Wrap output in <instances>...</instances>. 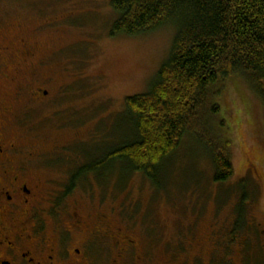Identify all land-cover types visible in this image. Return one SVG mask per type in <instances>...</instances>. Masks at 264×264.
I'll list each match as a JSON object with an SVG mask.
<instances>
[{"label": "rangeland", "instance_id": "obj_1", "mask_svg": "<svg viewBox=\"0 0 264 264\" xmlns=\"http://www.w3.org/2000/svg\"><path fill=\"white\" fill-rule=\"evenodd\" d=\"M111 3L0 0L1 35L15 42L22 37L34 41L27 67H34L40 82L52 78V93L56 99L59 95L58 104H40L32 112L28 126H37L39 135L23 140L50 168L43 171L46 179L62 181L125 140L127 97L149 92L170 57L175 24L140 35H112L119 15ZM14 50L18 58H27ZM27 67L22 82L30 76ZM217 104L220 111L208 117L210 126L233 141L234 175L227 182L214 181L213 162L190 137L158 185L127 162H113L99 175L89 173L78 181L74 195L87 210L100 209L101 202L110 212L113 207L112 217L141 244L154 248L156 264H179L168 256L169 248L185 240L181 237L189 230L195 246L183 256L188 264L197 254L203 261L196 264H264V102L245 79L233 77L222 84ZM58 109V115L45 116ZM235 228L239 233L233 239Z\"/></svg>", "mask_w": 264, "mask_h": 264}, {"label": "trees", "instance_id": "obj_2", "mask_svg": "<svg viewBox=\"0 0 264 264\" xmlns=\"http://www.w3.org/2000/svg\"><path fill=\"white\" fill-rule=\"evenodd\" d=\"M111 4L119 15L112 35H140L167 24H175L178 33L151 90L126 99V139L92 164L73 170V179L97 175L113 162H127L158 185L190 137L213 162L214 181L227 182L234 175L233 141L213 129L208 117L218 115L222 84L233 77L245 79L264 102V0H112ZM246 199L243 196L242 209Z\"/></svg>", "mask_w": 264, "mask_h": 264}, {"label": "flooded vegetation", "instance_id": "obj_3", "mask_svg": "<svg viewBox=\"0 0 264 264\" xmlns=\"http://www.w3.org/2000/svg\"><path fill=\"white\" fill-rule=\"evenodd\" d=\"M15 41L0 33V264H156L154 248L141 244L124 223H118L111 214L113 207L110 212L101 202L100 209L87 210L74 195L79 179L44 177L50 168L23 140L39 135L37 126H28L32 112L40 104H58L59 95L56 99L52 93V78L40 82L34 67H27L33 61L34 41L27 37ZM14 48L27 58H18ZM25 65L32 70L22 82ZM57 91L62 93L63 88ZM58 113L59 109L45 116ZM37 162L40 168L35 167ZM188 232L181 237L187 242L169 248L168 256L179 264H188L183 256L195 246V234ZM232 233L235 239L239 231ZM193 258L192 264L203 261L199 254Z\"/></svg>", "mask_w": 264, "mask_h": 264}]
</instances>
